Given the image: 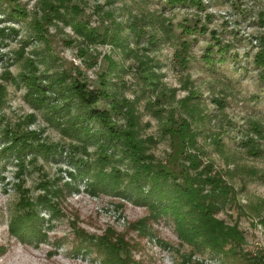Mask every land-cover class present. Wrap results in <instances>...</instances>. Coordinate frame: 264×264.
<instances>
[{
    "label": "rangeland",
    "instance_id": "1",
    "mask_svg": "<svg viewBox=\"0 0 264 264\" xmlns=\"http://www.w3.org/2000/svg\"><path fill=\"white\" fill-rule=\"evenodd\" d=\"M261 52L264 0H0V264H242L153 214L136 153L210 166L225 250L264 249Z\"/></svg>",
    "mask_w": 264,
    "mask_h": 264
},
{
    "label": "trees",
    "instance_id": "2",
    "mask_svg": "<svg viewBox=\"0 0 264 264\" xmlns=\"http://www.w3.org/2000/svg\"><path fill=\"white\" fill-rule=\"evenodd\" d=\"M175 1L183 2L185 0ZM256 60L259 65H264V53L256 55ZM91 113L96 114L97 112L91 111ZM129 135V132L124 134L128 137ZM125 148L134 151L136 144L128 142ZM186 158L189 161V166L194 168L195 176H186L180 185L177 183L168 185V174L161 164L154 163L150 157L146 158L140 153L130 157L135 169H138V171L136 169L137 175L133 178V183L139 185L138 180L142 178V183L151 184L147 193L153 195V199L150 201L153 214L171 215L178 237L190 244L207 245L213 253L220 255H239L241 258L239 261L242 264H264V249L255 254L243 253L240 248L239 251H236V247L233 246L225 250V246L232 242L237 244L243 242L238 230L225 228L222 222H218L214 218L218 209V206H215L216 203L221 199H226L229 193L227 185L218 175L212 174L210 166H203L199 170L200 160L195 156L189 154ZM107 175L111 179L110 183L117 188L118 171L113 170ZM206 187L210 191L206 192ZM137 188L139 187L137 186ZM164 200L165 202H163ZM196 239H199V242ZM102 246L104 249L108 247L106 244ZM108 259L112 264L122 262L113 254L108 255ZM129 262L124 264H129Z\"/></svg>",
    "mask_w": 264,
    "mask_h": 264
}]
</instances>
